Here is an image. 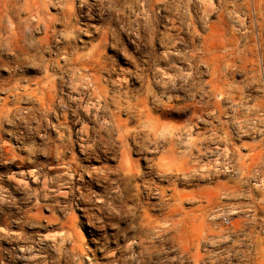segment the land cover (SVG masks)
Returning <instances> with one entry per match:
<instances>
[{
    "label": "clouds",
    "instance_id": "9594fccd",
    "mask_svg": "<svg viewBox=\"0 0 264 264\" xmlns=\"http://www.w3.org/2000/svg\"><path fill=\"white\" fill-rule=\"evenodd\" d=\"M160 2L171 13L172 20L179 23L181 30L188 31L195 39L198 33L194 31L189 12L193 0ZM74 3L75 0H39L38 3L27 5L20 0H0V69L6 68L9 73L7 79L0 77V92L10 97L12 103L11 108L7 103L0 105V135L7 132L26 153L22 158L17 157L16 150L12 149L5 156L6 145L0 140V164L15 159L33 164L38 156L51 157L55 161V175L50 176L45 171L49 167L47 164H37L26 173L37 184L36 188L21 179L18 187L23 194L22 203L31 202L32 207L24 210L17 223L31 228L43 227L39 223L44 219L40 209L47 208L52 213V221L59 223L63 229L59 239L51 235H38L33 241L31 237L12 236L10 233H5V237L27 241L28 245L21 251L29 253L25 259L32 264H61L62 261L64 264H85L86 261L87 264H93L95 255L92 260L86 255L84 239L75 228L74 212L83 207V211L90 214V220L103 227L102 216L91 215L95 209L115 220L111 226L116 228L117 240L124 237L127 241L129 232L135 234L133 243H141V234L144 237L139 252L133 251L128 243L118 245L116 251L121 255L110 260L109 264H146V260L150 262L152 253L163 249H157L153 243L161 230H144L142 227L144 208H157L161 214L168 211L167 198L159 196V183L167 182L171 186L177 182H211L217 172L201 168L202 157L208 156L223 162L220 171L225 167L230 169L232 175L229 178L235 179L240 189L234 195L245 196L253 201L247 209L249 217L244 226L247 231L241 229L237 232L229 222L224 224L223 233L218 231L215 238L205 240L207 245H213L235 237L223 255L213 254L215 259L211 264H217V261L219 264H264V239H257L264 236V217L255 218L256 206L264 212V183L250 186L244 191L242 186L249 181L241 178L240 169L233 162L236 160L235 153L229 160L225 150L231 145L232 129L238 136L259 135L261 143H264V103H260L264 101V75L257 73L255 78L246 75L239 86L232 85L225 93L231 112L219 108L213 112L211 108L215 107L216 94L206 91L205 83L199 80V65L204 63L200 58L202 49L193 45L184 52L173 51L177 42L184 43L179 34L176 39L165 35L162 40L165 43L164 53L156 55L151 49L155 13L150 17L149 12L154 0H94V4H90L89 0H79V6H87L89 12L97 6L101 9V15L108 13L104 25L96 29L101 34L99 43L85 49H77L72 43L80 32L88 34L86 28L73 23ZM196 3L200 13L198 20L204 23L205 29L210 23L207 17L213 10L238 25L235 31L240 33L244 47L237 53V59L258 48V60H264V0H220L219 5H213L211 0H196ZM50 7L59 10L56 15L48 12ZM29 8L33 11L22 18L21 13ZM33 20L37 23L33 24ZM41 24L45 28L49 24L62 25L61 30L57 31L53 27L49 33L51 39L57 42L56 52L52 51L46 41L37 40L32 35L44 30ZM121 33H128L129 39L133 36L136 38L137 50L142 46L148 48L147 58L136 65L134 72L117 73L118 78L111 80V74L116 69L106 66L103 49L110 40L114 47L119 44ZM60 41L64 42L62 48L59 47ZM250 41L254 42L251 49L248 48ZM45 53L49 54L48 58H45ZM173 56L177 57L178 62L186 64L187 70L177 67V63L172 60ZM160 61L166 62L165 69L159 67ZM29 68L39 70L38 79L25 75ZM105 72L109 74L108 80H102L100 75ZM169 72L171 75H168ZM133 78L140 82V86L127 88L128 80ZM57 82L60 84L59 93L55 86ZM105 84L114 86L111 95L105 89ZM253 86L259 93L256 102L249 105L247 101L251 97L232 101V89L236 95H240V88ZM156 87L162 90H154ZM197 95L200 96L199 100L196 99ZM21 104L30 106L21 107ZM167 109H172L175 114L192 109L193 113L198 114L191 115L185 124L171 128L168 135H161L160 128L164 121L160 117L168 119ZM153 112L157 115H153ZM122 113L126 116L124 120L120 119ZM222 116L225 119H221ZM52 119L56 120L55 124ZM201 121L208 125L206 132L193 133L191 129ZM6 125L9 127L6 128ZM49 129L54 131L55 139L49 135ZM36 138H39L40 143H37ZM74 144L84 154L85 160L89 161V166H82L75 159ZM193 150L196 155H193ZM133 153L147 160L143 170L138 166L129 170L121 163ZM149 154H152L150 159ZM160 156H174L184 161L187 170L178 174L163 171L159 166ZM108 159L115 160L114 167L103 163L100 167H92L90 163ZM24 175L22 173L21 177ZM250 175L254 178L257 173L254 171ZM8 179L16 180V176H9ZM97 186L98 190L94 191L93 187ZM252 187L260 192L258 200L252 197ZM152 197H158L159 202L147 204L146 201ZM195 199L196 196L191 197L190 202ZM41 200L46 203L41 204ZM15 204L11 195L0 189V211H3L4 205ZM32 208L36 209L35 213ZM57 213L62 219L57 217ZM218 215L226 217L228 213L219 212ZM209 219L215 217L209 216ZM121 221L127 225L125 228L119 227ZM216 227L219 229L220 226ZM46 241H52L47 247L56 254L51 262L36 255L33 247V244L43 245ZM108 242V236L105 235L103 244H97L98 250H106ZM205 252L207 255V248ZM105 255L111 257L114 254L105 251ZM176 259L180 260V257ZM180 264H184V261L180 260Z\"/></svg>",
    "mask_w": 264,
    "mask_h": 264
},
{
    "label": "rangeland",
    "instance_id": "374dc122",
    "mask_svg": "<svg viewBox=\"0 0 264 264\" xmlns=\"http://www.w3.org/2000/svg\"><path fill=\"white\" fill-rule=\"evenodd\" d=\"M211 2L214 5H217V4L219 5L220 0H211ZM21 3H23V1ZM89 3L94 4V0H89ZM193 3H194L193 6L194 5L195 6L194 7L192 6V8L190 9V13L193 15L195 19L194 20L195 27L197 29L194 27V31L198 33V35L197 37H195V39H193L191 35L189 34V32L185 30L184 32L185 34H183L184 43L179 44L180 42H177L175 44L177 48L175 46L173 51L184 52L186 50L191 49L192 46L195 45L202 49V52L200 53V58L203 60L205 58L204 53H205L206 47L207 49L208 48L214 49L216 53L218 54L219 53L224 54L225 49L222 46L223 39L228 38L229 36L231 37L232 31H233L232 29L235 30L237 25L234 24L235 22L230 20L227 16L223 15L222 17V14L218 15L217 12L215 11L213 15L210 17V19L208 20V22L210 23H209L208 28L205 31L204 23L198 20V16L200 13L198 11L196 13V10H198V7H197L198 5H196L197 4L196 0H193ZM74 5L76 9H79L80 8L79 0H76ZM54 9L55 8L53 9L51 7L49 8V12L52 15H56L57 12L59 11L58 9H55V10ZM93 9L95 12L98 13L97 14L93 12V10L92 12H89L90 14L94 13V18H95L94 21L89 19V17L86 15L88 10L84 9L82 11V14L79 13L77 15V19H76L77 22L76 21L73 22L77 24L80 28L86 27V30L87 31L89 30L91 32V33H88L89 32L88 31L87 35H85L83 32H80L78 34V38L72 42L73 45L77 49L90 48L92 45H94V43L95 44L98 43L97 40H99V37L101 36L99 32H96V29L100 28L99 26L102 27L104 25V21L106 20L108 13L105 12L103 15H101V9H99V7L94 6ZM166 9L167 8L160 2V0H154L153 8L151 12H149L150 17L152 16L153 13H155V18H154V23H153V29H154L153 35L154 36H152L151 49L154 51L156 55H160L165 52V47H164L165 43L164 44L162 43L161 33L163 35L170 34L171 37L173 36L172 37L173 39L177 38L176 31L174 32V30L170 28L172 27V17H171L172 15L171 13H169L168 9L167 10ZM23 17H27V15L23 14L22 18ZM113 26L115 27V25ZM53 27H55L57 31L61 30L62 28V26L58 24L52 26V28ZM167 27H169V29ZM41 28L43 29V27ZM211 31L214 33V35H211L212 38L209 37V39L205 41L204 39L205 36L207 35L208 32H211ZM186 32L188 33V35H186ZM32 35L34 36L35 39L38 38V40H40L45 37V31L42 30V32L40 31L34 32ZM238 35H239L238 37H240V33ZM40 36L42 38H39ZM120 37H121L120 43H119L120 45L118 47L120 49H116V48L113 49V47L111 46L105 49L106 50L105 53H107L105 55L107 57L106 60H107L108 66L114 67L117 70L115 71L116 73L113 72L111 74L112 75L111 80L117 79V73L127 72V71H124L125 68L126 70H128V72H134L136 69V65L141 64L142 60L147 58L146 53L148 52V48L146 50V47L142 46L140 48L141 50H137V47L135 46L136 43L134 41L136 40V38L134 36L131 39H129L128 33H125V34L121 33ZM122 40H124L125 46H126L124 47L126 48L127 56L124 58H123V52H121L122 50L121 48L124 43L122 42ZM55 42L56 41H53L49 34V38H48L49 44L48 45L50 46L52 44L51 46H52L53 52L57 51V46L55 47V45H57V42L56 43ZM61 42L63 44L64 42L63 41L59 42V45H61V48H62L63 45L61 44ZM168 42L170 43L171 41H168ZM248 45L249 46L253 45V43H249ZM134 46L136 47V49ZM242 47H244V41L242 42ZM139 51L141 53L142 52L144 53L140 55ZM127 52L129 53V55ZM259 54H260V50L256 52L255 58L258 62L256 64H257V67L260 66L261 75H264V61L258 60ZM44 55H46L45 58H48L49 56L48 53H45ZM133 60L136 63H133ZM172 60H174L177 63V67L187 70V65L184 64L183 62L182 63L178 62L176 57L173 56ZM111 61L113 64L111 63ZM60 62L63 63V60H61ZM115 62L116 63L118 62V63L116 64ZM159 67H161V69H165L167 67L166 62L160 61ZM251 69H252L251 66H248L247 70L240 69L238 71H235L234 74L233 73L228 74V78L230 79L229 81L230 82L232 81V85L239 86L240 83L243 81V79L245 80L246 75H250V76L252 75ZM199 71L201 73L200 75L201 77L199 76V80H202V78L204 79L202 81L210 80L211 76L209 74L207 64L205 63L200 64ZM0 72H1L0 77L4 76L3 78L7 79L9 75L8 70L7 69L5 70L4 68V69H0ZM103 74L104 76L109 77L107 72ZM168 74L171 75L170 72ZM25 75L32 79H38L40 74H39L38 69L29 68V70L25 72ZM204 77H206L207 79ZM105 78H103V80H106ZM108 79L109 78H107V80ZM133 79L128 80L129 85H126V87L137 88L140 86V82L138 80H135V78ZM57 86H58L57 92L59 93L60 84H58ZM105 86L106 87L108 86L107 87L108 90L114 91V86L112 84H105ZM249 89L250 88L248 89L240 88V95H236L235 90L232 89V93H233L232 95L237 96L235 100L232 99V101H239L242 97H251L252 99H248L247 103L251 105L254 102H256L259 98L258 96L259 93L255 90V86L251 87L250 90ZM154 90L160 91L158 87L155 88ZM65 91H67V89H65ZM85 91H87V89ZM112 91L110 92L112 93ZM207 91H211L216 94L215 107L211 108L213 112H215L217 108L227 109L229 112H231V109L228 108L229 101L226 100L225 97L221 96V92L223 91L221 86L214 88L211 85L210 87H207ZM5 97L8 98V96L5 93L0 92V104L1 105H3L4 103H8V102L11 103V98H9L7 101L6 100L7 98ZM196 99L199 100L200 96L197 95ZM5 100L7 102H5ZM9 103L7 104L8 107H9ZM218 103H220L221 105L218 106ZM11 105L12 104H10L9 108L12 107ZM29 106L30 105L28 104H21V107H29ZM169 110L168 109L165 110L169 113V117L167 120H165L164 117H160V119L163 120L164 123L168 124L169 126L183 125L188 121L191 115L198 114V113H193L192 109H188L186 113H180V114H175L172 109H169ZM123 117H125L124 114H123ZM224 118L225 117H221V119H224ZM205 119H211V118L206 117ZM52 120L54 121V122L52 121V123L55 124L56 120L55 119H52ZM69 122H70L69 126H71V117H69ZM5 127L8 128L9 126L6 125ZM207 127L208 125L205 124L203 121H201L197 123L195 127H193L191 130L193 133H204L206 132ZM21 131H23V129H21ZM232 132H233V135H232L231 145L228 146L225 150L228 153L229 160H231L233 153H235L236 160L233 162L236 163L238 168L240 169L241 178L249 181L248 184L242 186V189L244 191H247L250 186H255V185L264 183V179H263L264 174H261L262 172H264V164H263L264 163V143H261V137L259 135L255 137L251 135H247V136L244 135L243 137V136H238L234 129H232ZM53 134H54L53 130L49 129V135L52 136V138L54 139L55 134L54 135ZM36 139H37V143H40L39 138H36ZM75 139L76 137L74 135L73 140ZM0 140H2L4 144L6 145L5 146L6 149L4 148L5 156H7L12 149L16 150L15 154L17 155V157L22 158L26 155V153L22 150L19 142L15 138L9 137L7 132L0 135ZM7 149L9 150L11 149V150L10 151L8 150L7 152ZM73 149H74L73 155L74 156L77 155L75 156L76 160L79 161V163L82 166H89V161L85 160L84 155L79 151L78 146L74 145ZM194 152L195 150H193V155H196V152L195 153ZM151 155L152 154H149V159L151 158ZM131 157L137 162V166L141 170L145 168V165L147 164L146 159H141L134 153L131 154ZM161 157H165L166 159L163 160V162L167 163V161L172 160L173 156H160L159 159H161ZM82 159L85 161H83ZM140 159L143 161H141ZM16 160L10 163L0 164V177H2V179H0V189L6 190L7 193H9L11 197L16 201L15 205H4L3 211H0V264H32V262L25 259V257L29 255V253H25L21 251V249L25 248L28 245V242L25 241L24 239H13L12 236L31 237L32 240L35 241L38 235H51L54 239H59L60 236L63 235V229L60 227L59 223L52 221L51 219L52 213L47 208L40 209V214L44 217V219H41L39 223L43 225V227L31 228V227H28L27 225H21L17 223V221L23 215L24 210L32 207L31 202L22 203L23 194L18 187V184L20 183L19 180L22 179L23 182L27 183L30 187L36 188L37 187L36 183L33 182L31 177L27 176L26 173H28L29 171H32V169H34L37 164L49 165V167L45 169V171H47L48 175L50 176L55 175L57 169H56L55 161L51 157L38 156L36 158V163H34L35 167L32 166L33 164L30 165L26 161L25 162L27 164L25 162L22 164L21 160L19 159H16ZM111 160L112 159H109L107 161L103 160L105 162L103 161H100V162L91 161V162L92 164L93 163L96 165L99 164L98 166H101V164L104 163V164H107L108 167H111V166L114 167L116 162L115 160H112V161ZM219 161L218 159H215L214 157H208V156L202 157L201 168L206 171L215 170L217 172V175L215 177H212L211 182L207 180L200 181L199 183H192V184H184V183L177 182V183H174L175 190H173L172 189L173 186L172 185L170 186L167 182H162L158 184L159 196L163 198H167L168 211L161 214V211L157 208L150 209V208L145 207L143 211V216L141 218V224L144 230H150L152 228L161 230L160 234L158 235L157 240L153 241V243L155 244L157 249H163V251L152 253L150 262L146 260V264H180V260H183L184 264H205V261H208V264H211L212 260L215 259V256L213 254L218 253L220 255H223L224 250L229 245L232 244V239L235 238L233 236L232 239H229L226 241L221 240L218 244H213V245H207L205 243L206 239L215 238L217 236L218 231L220 233L224 232L223 226L224 224H227L226 222H224L225 218L228 220V223L229 222L231 223L232 228L235 229L237 232H239L241 229L247 231V229L244 227L247 223V218L249 217V212L247 209L249 208V206L253 204V201L249 200L245 196L234 195V192L240 189L237 188L235 179L229 178L230 175H232V173L228 167H225L223 171H220L223 162L221 160ZM174 162H175V170L172 173L178 174L181 171L187 170L184 161L175 157ZM213 164L215 165V169H213ZM254 171L258 174L253 178L250 174ZM22 173L25 174L23 177H21ZM12 175L17 176L16 180L8 179V177ZM87 179L88 178H86V180ZM93 190L94 191L98 190V186L93 187ZM174 193H175V198H172V195H174ZM251 194H252V197L255 198L256 200L260 198V192L255 187H252ZM193 196H196L197 199L190 202V198ZM158 202H159L158 197H152L146 201L147 204H157ZM40 203L44 204L46 203V201L41 200ZM47 203H51V201H47ZM142 203H145V202L142 201ZM128 204H129V208H131L132 206L131 202H128ZM32 211L33 213H35L36 209L32 208ZM147 212H150V213H147ZM219 212H226L228 213V215L226 217L219 216L218 215ZM91 215L102 216L103 227H101L99 223H95L92 220H90V214L85 213L83 211V207H81V209H78L74 212V216H75L74 223H75V228L78 230L80 236L83 237L84 239V243L86 246L85 252H86V255H88L89 257V260H92L93 254L95 255V261L93 262V264H109L110 260L120 257L121 253L116 251V248L118 245L123 246L125 243L130 244L133 248V251L135 252L140 251L141 243L144 242V237L142 234L139 236V241L141 243L132 242L133 238L135 237V234L132 232L128 233L129 239L127 241L124 239V237H120L119 240H117L116 239V228L111 226L113 223H115L114 219H110L109 217H107L106 214H101L97 212L95 209H93V212ZM209 216H213L215 217V219L210 220ZM57 217L59 219H62V216L59 213H57ZM261 217H264V212H262L259 209V207L256 206L255 218L259 219ZM217 225L220 226L219 229H217L216 227ZM126 226L127 225L123 221H121L119 224L120 228H125ZM5 233H10L12 234V236L5 237ZM105 235L108 236V240H109L108 248L104 251L98 250L97 244H101V245L103 244V238ZM257 239H264V236L257 237ZM93 241H95L96 243H93ZM51 242L52 241H46L43 245L33 244L35 254L40 257H43L45 260L49 262H51L56 255L51 248L47 247V245ZM65 247H67V245H65ZM206 248H207V253H208L207 255L205 252ZM105 251H111L113 252L114 255L111 257L107 256L105 255ZM177 257H180V260L176 259ZM61 264H64V262L62 261ZM85 264H87V261L85 262ZM131 264H135V262H131ZM217 264H219L218 261H217Z\"/></svg>",
    "mask_w": 264,
    "mask_h": 264
},
{
    "label": "bare ground",
    "instance_id": "6f19581e",
    "mask_svg": "<svg viewBox=\"0 0 264 264\" xmlns=\"http://www.w3.org/2000/svg\"><path fill=\"white\" fill-rule=\"evenodd\" d=\"M23 1V3L22 4H27V5H31L32 3H38L39 2V0H20V2H22ZM76 1V0H75ZM129 2H132V0H129ZM194 3H195V1H194ZM194 3H192V4H190L189 5V12H190V9L192 8V6H193V4ZM218 3V2H217ZM197 5V4H196ZM214 5V4H213ZM218 5V4H217ZM157 6H159V5H157ZM195 6V5H194ZM193 6V7H194ZM97 7V6H96ZM155 7V6H154ZM161 7V6H160ZM198 7V6H197ZM53 9V8H52ZM84 9H87L88 10V12L86 13V15L89 17V19L90 20H92V21H94V13H92V14H90L89 13V9H88V7L87 6H85V7H80L79 9H76L75 8V5H73V9H72V11H73V14H74V17H75V20L74 21H76V19H77V15L79 14V13H81L82 14V11L84 10ZM100 9V8H99ZM195 9V8H194ZM197 9V8H196ZM55 10V9H54ZM92 10H93V12H95L94 11V9H93V7H92V9H91V12H92ZM146 10V9H145ZM164 10V9H163ZM167 10V9H166ZM31 11H33L31 8H29V10L28 11H25V12H22L21 13V17H22V15L23 14H26L27 16L29 15V12H31ZM197 11L198 10H196V13H197ZM48 12H49V9H48ZM166 12V11H165ZM215 12V10H213L212 12H211V14L207 17V21L210 19V17L213 15V13ZM50 13V12H49ZM95 13H97V12H95ZM170 13V12H169ZM194 13H195V11H194ZM98 14V13H97ZM195 15V14H194ZM100 16V15H99ZM191 16H192V20H193V23H194V27H195V19H194V17H193V15L191 14ZM196 16H198V15H196ZM80 17H82V16H80ZM172 17V16H171ZM222 17H223V15H222ZM99 18V17H98ZM221 18V17H220ZM226 18V17H225ZM101 19H102V17H101ZM170 19V18H169ZM168 19V20H169ZM216 19V18H215ZM90 20H88V21H90ZM73 21V22H74ZM171 21V20H170ZM169 21V22H170ZM77 22V21H76ZM105 22V21H104ZM234 22V21H233ZM35 23H37V21H35V20H33V24H35ZM92 23H94V22H92ZM173 23H175V26H173ZM246 23V22H245ZM86 24V23H85ZM170 24V23H169ZM235 24V23H234ZM233 24V25H234ZM58 25H60V24H58ZM200 25H201V23H200ZM230 25V24H229ZM52 26L53 25H51V24H49L48 25V27L47 28H45V26L43 25V24H41L40 25V27H43V29H44V31H45V37L44 38H42L41 36L39 37V38H42V39H40V40H43V41H46L47 43H48V38H49V32H50V30H51V28H52ZM62 26V25H61ZM94 26H96V25H94ZM171 26V25H170ZM169 26V27H170ZM238 26V25H237ZM57 27V26H56ZM99 27H101V26H99ZM169 27H167L168 29H169ZM203 27V26H202ZM231 27V26H230ZM235 27V26H234ZM86 28V27H85ZM166 28V29H167ZM170 28H172V30H174V32L176 31V33L177 34H179V37L181 38V39H183V34H185L184 32H185V30H181V27H180V25H179V23L178 22H174L173 20H172V27H170ZM196 28V27H195ZM199 28V27H198ZM233 28V27H232ZM88 29V28H87ZM96 29V28H95ZM197 29V28H196ZM210 29V28H209ZM92 30V29H91ZM199 30V29H198ZM201 30V29H200ZM204 30V29H203ZM230 30V29H229ZM233 31H232V36L229 38L228 36H226V37H228V38H225V39H223V43H222V46L224 47V49H225V53L223 54V53H216V51L214 50V49H210V48H208L207 49V47H206V49H205V58H204V63L205 64H207V67H208V71H209V74H210V76H211V78H210V80H207V81H203L204 83H205V90L207 91V87H210L211 85L214 87V88H216V87H218V86H221L222 87V89H223V91L221 92V96H223V97H225V93L227 92V91H229L230 89H231V86H232V81L230 82L229 80V78H228V74H234V72L235 71H238V70H240V69H246L247 70V67L248 66H251V76H252V78H255L256 77V74L257 73H259L260 75H261V69H260V66L259 67H257V64L256 63H258L257 62V60H256V58H255V56H256V52H258L259 51V49L257 48V49H255V51H248L247 53H245V54H242V55H240V57H239V59H237L236 57H237V53L239 52V50H240V48L242 47V42H243V40L241 39V37H238L239 35V33L238 32H236L234 29H232ZM89 31V30H88ZM87 31V32H88ZM167 31V30H166ZM170 31V30H169ZM205 31H206V29H205ZM40 32H42V31H40ZM97 32V31H96ZM88 33H91L90 31L88 32ZM173 33V32H172ZM229 33V32H228ZM94 34V33H93ZM125 34V33H124ZM206 34V33H205ZM127 35V34H126ZM161 35H162V40L164 39V37H165V35H167V36H169V37H171L170 36V34H162L161 33ZM160 35V36H161ZM186 35H188V33L186 32ZM211 35H214V33L211 31V32H208L207 33V35L205 36V41H207L208 39H209V37L210 38H212L211 37ZM230 35V34H229ZM90 36H92V35H90ZM154 36V35H153ZM156 36V35H155ZM177 36V35H176ZM201 36V35H200ZM38 37V36H37ZM36 37V38H37ZM173 37V36H172ZM171 37V38H172ZM186 37V36H185ZM197 37V36H196ZM121 38V37H120ZM132 38V37H131ZM98 39V38H97ZM100 39H101V36L99 37V40H97L98 41V43H99V41H100ZM188 39V38H187ZM37 40H38V38H37ZM127 40V39H126ZM133 40V39H132ZM75 41V40H74ZM97 41H96V43H97ZM135 41V40H134ZM18 43H19V40L17 41ZM122 42H124V40H122ZM161 42V41H160ZM50 43V42H49ZM48 43V44H49ZM53 43V42H52ZM56 43V42H55ZM249 43H254V42H252V41H250ZM256 43H258V42H256ZM61 44L63 45V43L61 42ZM92 44V43H91ZM90 44V45H91ZM95 44V43H94ZM129 44V43H128ZM164 44V43H163ZM179 44H181V43H179ZM190 44V43H189ZM52 45V44H51ZM50 45V46H51ZM119 45L120 44H117L115 47L114 46H112V42H111V40L109 41V44H108V46L107 47H104V49H103V56H104V58L105 59H107V57H106V55L105 54H107V53H105V49L106 48H108L109 46H111V47H113V49L114 48H116V49H120V48H118L119 47ZM211 45V44H210ZM57 45H55V47H56ZM125 46V42L123 43V46H122V50H121V52H123V58L124 57H126L127 55H126V46ZM136 46V45H135ZM134 46V47H135ZM154 46V45H153ZM176 46V45H175ZM186 46V45H185ZM52 47V46H51ZM59 47H61V45H59ZM133 47V46H132ZM164 47H165V44H164ZM182 47V46H181ZM188 47H189V45H188ZM129 48V47H128ZM176 48H177V46H176ZM191 48V47H190ZM248 48L249 49H251L252 48V45H248ZM135 49H136V47H135ZM216 49H218V48H216ZM109 50V49H108ZM129 50V49H128ZM139 50H141V49H139ZM146 50H147V48H146ZM55 51V50H54ZM130 51V50H129ZM143 51V50H142ZM140 52V51H139ZM221 52V51H220ZM116 53V52H115ZM128 53V52H127ZM142 53H144V52H142ZM141 52H140V55L142 54ZM138 54V53H137ZM128 55H129V53H128ZM46 56V55H45ZM130 56H132V55H130ZM175 57V56H174ZM204 57V56H203ZM108 58H110V57H108ZM115 58V57H114ZM119 58V57H118ZM131 58V57H130ZM135 59H136V57H135ZM176 59H177V57H176ZM112 60V59H111ZM134 61V60H133ZM174 61V60H173ZM264 61V60H263ZM114 62V61H113ZM130 62V61H129ZM165 62V61H164ZM175 62V61H174ZM111 63H112V61H111ZM116 63V62H115ZM118 63V62H117ZM116 63V64H117ZM160 63V62H159ZM182 63V62H181ZM113 64V63H112ZM132 64V63H131ZM259 65V64H258ZM106 66H108V64L106 65ZM130 66V65H129ZM133 66V65H132ZM135 66V65H134ZM180 66V65H179ZM185 66V65H184ZM202 66V65H201ZM85 67H87V65H85ZM116 67V66H115ZM181 67V66H180ZM161 68V67H160ZM31 69V68H30ZM119 69V68H118ZM123 69V68H122ZM121 69V70H122ZM128 69V68H127ZM129 69H131V68H129ZM5 70H6V68H5ZM29 70V69H28ZM28 70H26V71H28ZM117 71V70H116ZM124 71H127L128 72V70H126V68H125V70ZM130 71V70H129ZM243 71H245V70H243ZM250 71V70H249ZM35 72H36V70H35ZM202 72V71H201ZM205 72V71H204ZM247 72V71H246ZM116 73V72H115ZM248 73V72H247ZM246 73V74H247ZM0 74H1V72H0ZM40 74V73H39ZM95 74V73H94ZM101 75V74H100ZM109 75V74H108ZM169 75V74H168ZM204 75V74H203ZM205 75H206V73H205ZM237 75V74H236ZM102 76H104V74L103 75H101V77ZM112 76V75H111ZM4 77V76H3ZM106 76H104V77H102V80H103V78H105ZM201 77V76H200ZM232 77H233V75H232ZM234 77H236V76H234ZM107 78H109V77H106L105 79L107 80ZM118 78V77H117ZM204 78H206V77H204ZM6 79V78H5ZM207 79V78H206ZM236 79V78H235ZM239 79V78H238ZM134 80V79H133ZM202 80H204L203 78H202ZM241 80V79H240ZM244 80V79H243ZM236 81V80H235ZM131 82V81H130ZM135 82V81H134ZM234 83H236V82H234ZM59 84V82H57L56 83V89H57V85ZM136 84V83H135ZM241 84V83H240ZM127 85H129V82H128V84ZM135 86V85H134ZM104 87H105V89L109 92V95H111V92L110 91H112V90H108L107 89V87L104 85ZM136 87V86H135ZM128 88V87H127ZM157 88V87H156ZM111 89V88H110ZM246 89V88H245ZM248 89V88H247ZM250 89H251V87H250ZM249 89V90H250ZM158 90V89H157ZM161 90V89H160ZM248 90V91H249ZM248 96H249V94H248ZM251 96V95H250ZM259 96V95H258ZM237 96H234V95H232V97H231V99H234L235 100V98H236ZM5 98H7V97H5ZM10 97H8L6 100L8 101V99H9ZM207 98V97H206ZM226 99V98H225ZM5 100V102H7ZM251 101V100H250ZM9 103V102H8ZM7 103V104H8ZM260 103H264V101H260ZM10 104H12V103H9V107H10ZM226 104V103H225ZM1 105V104H0ZM221 104L220 103H218V106H220ZM12 106V105H11ZM169 110V109H168ZM169 111H171V110H169ZM82 116H83V114H81ZM153 115H157L155 112H153ZM223 117V116H222ZM85 119H86V117H85ZM120 119L121 120H124V119H126V116L125 117H123V113L121 114V116H120ZM225 119V118H224ZM53 121V120H52ZM54 122V121H53ZM91 126V125H90ZM180 126V125H179ZM173 127H177V126H169L168 124H165V123H163V125L161 126V128H160V134L161 135H168L169 134V132L171 131V128H173ZM51 130V129H50ZM192 131V130H191ZM54 132V131H53ZM55 134V133H54ZM53 134V135H54ZM247 136V135H246ZM257 136V135H256ZM52 137V136H51ZM244 137V136H243ZM247 138V137H246ZM54 139H55V137H54ZM241 139V138H240ZM75 145V144H74ZM6 149V148H5ZM18 149V148H17ZM8 150L9 149H7V152H8ZM11 150V149H10ZM9 150V151H10ZM19 150V149H18ZM74 150V149H73ZM228 150H230V149H228ZM4 152H5V150H4ZM6 152V153H7ZM74 152V151H73ZM76 152V151H75ZM232 152V151H231ZM195 153V152H194ZM253 153V152H252ZM8 154V153H7ZM81 154V153H80ZM83 154V153H82ZM16 155V154H15ZM84 155V154H83ZM17 156V155H16ZM75 156H77V155H75ZM74 156V157H75ZM78 156H80V155H78ZM80 158V157H79ZM76 159V158H75ZM78 159V158H77ZM166 158L165 157H161V159H159V166H160V168L163 170V171H165V172H169L170 174L175 170V157L173 156L172 157V160H170V161H167V163H165V162H163V160H165ZM247 159V158H246ZM16 160V159H15ZM19 160H21V159H19ZM83 160V159H82ZM109 160V159H108ZM141 160V159H140ZM139 160V161H140ZM14 161V160H13ZM12 161V162H13ZM17 161V160H16ZM81 161V160H80ZM83 161H85V160H83ZM87 161V160H86ZM107 161V160H106ZM112 161V160H111ZM141 161H143V160H141ZM219 161V160H218ZM79 162V161H78ZM94 162H100V161H94ZM103 162H105V161H103ZM135 162V163H134ZM220 162V161H219ZM219 162H217V163H219ZM16 163V162H15ZM24 162H22V164H23ZM26 163V162H25ZM121 163L125 166V167H127L129 170H131L133 167H136L137 166V162L134 160V159H132V157H131V155L130 156H128V157H126L125 159H123L122 161H121ZM144 163V162H143ZM27 164V163H26ZM104 164V163H103ZM264 164V163H263ZM30 165H32V164H30ZM88 165V164H87ZM99 165V164H98ZM98 165H96V164H92V162H91V166L92 167H100V166H98ZM107 165V164H106ZM32 166H34V163H33V165ZM24 167H25V165H24ZM27 167V166H26ZM35 167V166H34ZM112 167V166H111ZM29 168V167H28ZM142 168V167H141ZM33 170V169H32ZM16 172V171H15ZM258 174V173H257ZM17 177V176H16ZM264 179V178H263ZM20 182H21V180H19ZM18 183V182H17ZM16 183V184H17ZM37 185V184H36ZM174 185L175 184H172V189L173 190H175V187H174ZM79 186V185H78ZM179 196V195H178ZM169 198V197H168ZM172 198H175V193H174V195H172ZM129 202H131V201H129ZM171 203V202H170ZM130 204V203H129ZM132 205V204H131ZM132 207V206H131ZM173 208V207H172ZM147 213H150V212H147ZM175 213V212H174ZM177 214V213H176ZM161 215V214H160ZM164 216V215H163ZM145 217V216H144ZM148 219V218H147ZM151 219V218H150ZM155 219V218H154ZM149 228V227H148ZM134 246V245H133Z\"/></svg>",
    "mask_w": 264,
    "mask_h": 264
},
{
    "label": "built area",
    "instance_id": "2783aa9c",
    "mask_svg": "<svg viewBox=\"0 0 264 264\" xmlns=\"http://www.w3.org/2000/svg\"><path fill=\"white\" fill-rule=\"evenodd\" d=\"M224 222L228 223V220L225 218V219H224Z\"/></svg>",
    "mask_w": 264,
    "mask_h": 264
}]
</instances>
